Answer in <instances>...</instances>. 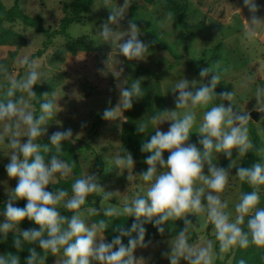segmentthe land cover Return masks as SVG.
<instances>
[{
  "label": "clouds",
  "instance_id": "clouds-1",
  "mask_svg": "<svg viewBox=\"0 0 264 264\" xmlns=\"http://www.w3.org/2000/svg\"><path fill=\"white\" fill-rule=\"evenodd\" d=\"M125 2V0H124ZM250 16L245 31L247 39L257 35V23L264 21L256 13L260 5L256 0H241ZM123 6L109 12L107 21L99 25L98 35L106 42L116 40L118 52L128 60H142L146 57L148 44L138 37L140 33L137 24L129 20L124 31H116L112 25L118 24L124 11ZM126 39L121 40L122 37ZM119 41V43H118ZM20 65L27 71L23 78L11 79L8 87L0 93V120L6 121L0 138L4 139L10 148L8 162L4 165L9 178H16V184L0 210V237L5 239L9 232L13 233L12 247L22 248V241L35 243V247L27 248V255L23 264H42L37 248L47 249L50 253L62 250L63 259L60 264H148L146 257L134 256V249L147 248L150 240H145L147 229L145 224L151 223L157 233L165 232V222L168 220H183L184 227L178 230L170 241L169 250L162 253L168 259V264H214L213 241L207 240L203 245L189 243L187 226L192 222L186 214H203L215 230L220 252L233 247L247 248L250 244L264 246V207H259L260 194L258 186L264 184V162L252 163L248 167H237L235 174L241 181L254 186L251 191L241 192L238 202L234 205L235 217L230 219V213L225 209L227 201L218 195L225 188L229 169L214 163L212 153H223L225 158L232 157V150L245 155L253 147L248 137L246 122L247 112L236 111L232 104L216 103L203 112L202 122L198 127L197 144L185 143L189 139L196 115L192 111H185L182 116L173 110H160L136 125V131L144 133L150 125H154V133L141 143L140 151L147 152L144 162L146 170L140 173L143 181L149 182L144 190L133 193L131 199L125 197L122 214L133 217L127 227L118 224L112 228L116 235L110 240L103 239L105 229L109 227V220L103 217L118 215L112 208L94 209L101 214L100 219L86 222L79 211L65 216L57 207L65 210L80 209L88 194L102 189L95 173H87L76 178L69 189L57 186L52 190L46 188L52 184L56 174L60 177L73 172V164L59 155L61 142L70 141L73 136L71 128L57 129L48 135V144H42L40 138L47 132L46 120L53 116L56 100L44 99L40 102V114L34 116L29 111V100L34 97V84L40 83L42 76L37 71L36 63L24 56L19 60ZM7 69L0 65V73ZM123 71V68L120 69ZM116 75L120 74L115 71ZM114 75V74H113ZM202 82L193 87L194 80L180 78L176 81L172 91L176 93L175 108L188 105H206L217 98L232 97V91L215 92L221 76L208 66L201 67L198 73ZM208 77L207 82H204ZM18 91L27 93V97L18 96ZM46 95V94H43ZM141 82L133 79L127 87L119 89V101L116 107H105L101 118L114 120L113 109L122 110L132 107L133 101L142 97ZM256 100L264 97V87H257L254 93ZM58 106V105H57ZM258 110L264 111V104ZM57 113V112H56ZM55 113V115H56ZM162 113H169L165 119ZM171 121L166 131L157 127L163 121ZM83 127V123L81 124ZM26 129L21 134V130ZM21 137L26 139L21 141ZM54 149V154L45 160L44 154ZM167 151L166 159L162 153ZM259 151V150H258ZM126 155L117 153L113 156L116 165H132L133 157L124 149ZM206 169V173L204 171ZM113 191H105L102 199L107 200ZM23 199V206L14 201ZM31 220L36 228H20L18 235L15 229L23 219ZM206 226V225H204ZM134 234V235H133ZM122 238H127L126 243ZM0 264H21L19 255L8 252L0 254ZM236 264H246L241 258Z\"/></svg>",
  "mask_w": 264,
  "mask_h": 264
},
{
  "label": "rangeland",
  "instance_id": "rangeland-1",
  "mask_svg": "<svg viewBox=\"0 0 264 264\" xmlns=\"http://www.w3.org/2000/svg\"><path fill=\"white\" fill-rule=\"evenodd\" d=\"M6 7L13 5L15 0H1ZM71 0H17L19 7L29 15H39L42 25L48 30L55 29L63 16L62 4ZM186 5L185 19L193 26L190 36L186 41V47L182 44V28L176 17L166 5L164 0H93L87 11L82 13L78 22L72 23L66 30V35H57L51 39L50 44L40 57L32 60L37 65V71L42 79L38 85L42 89L44 99L56 100L53 116L46 120L47 132L41 137L49 135L57 129L71 128L73 136L70 141L61 143V151L72 145L73 152L78 159L81 176L95 173L102 189L94 191L96 194H104L105 191H113L111 197L116 203L101 201L100 209L112 208L116 213H122V205L125 197L131 199L133 193L148 187L149 182L143 181L139 176L147 165L144 160L134 161L132 165H116L113 156L119 153L120 128L125 120L124 110L114 108V120L102 121L95 127L92 126L93 117L101 113L105 107L118 105L119 89L127 87L125 73L129 66L127 61L147 68L155 73L159 80L167 110H173L182 116L185 111H192L196 120L189 130V139L185 143L197 144L198 127L202 122L203 112L216 103H223L222 98H217L206 105H188L175 108L176 93L173 90L176 81L185 78L193 81V87L199 86L202 79L194 74L186 64L190 59L200 67L208 66L220 73L221 79L214 89L215 92L232 91V97L228 98L241 111L258 110L264 104V98L256 100L254 93L259 87L258 80L264 79V21L257 23V35L247 39L245 31L248 28L249 12L242 5L241 0H179ZM260 5L256 13L257 17L264 20V0H256ZM123 6L124 11L118 24L112 25L116 31H124L129 20H133L140 33L138 37L148 44L147 55L142 60H128L117 50L116 40L106 42L98 35L99 25L107 21L109 12ZM3 27L12 29L16 35L9 37L4 43H0V65L7 69L0 73V93L8 87L11 79L23 78L27 69L20 65L19 60L24 56H30L41 47L44 39L42 32H37L22 22H1ZM144 25V26H143ZM145 27L153 30L157 38L167 44L173 55L163 49L151 46L150 38L146 35ZM126 39L122 37L121 40ZM80 41L89 45V50H83ZM119 43V41H118ZM76 49L72 54L70 49ZM123 68V71L120 69ZM115 71L120 74L115 76ZM114 74V75H113ZM141 79H148L142 74ZM204 82L208 77L203 78ZM34 92V89L32 87ZM18 96L27 97L24 91H18ZM29 100V111H33L34 97ZM38 112V115L40 114ZM260 111V110H258ZM57 112V113H56ZM56 113V115H55ZM169 113H164L167 119ZM262 142H264V114L256 120L251 119ZM6 121L0 120V132L4 129ZM83 123V127L81 124ZM171 121H163L157 127L166 131ZM155 127V126H154ZM26 129L21 130V134ZM250 139V134L248 132ZM26 139L21 137V141ZM86 144L89 147H86ZM259 150V151H258ZM6 141L0 138V198L9 195L16 184V178H9L4 165L8 162L10 153ZM54 151V150H53ZM248 152V151H247ZM237 154L232 150V157L225 158L223 153H212L214 163L221 166L225 160H229L232 168L229 169L228 182L222 192L218 193L223 201H227L225 209L230 213V219H234L236 213L234 205L239 200L241 180L235 174L237 167L246 166V156ZM168 153V152H167ZM51 152L44 154L45 160L51 156ZM258 156H264V145L257 149ZM264 162V161H258ZM206 173V169H204ZM73 174L60 177L56 174L52 182L59 179L71 183ZM260 201L258 206L264 207V184L258 186ZM86 202V199H85ZM80 206L81 217L86 222H92L88 215V207ZM60 210H65L59 205ZM3 208L0 206V210ZM186 217H194L196 222L188 225L186 233L193 245H203L207 240L213 241L214 251L218 264H233L234 253L237 247L220 252L218 241L215 239V230L203 214H186ZM0 219H3L0 216ZM27 218L20 221L15 233H19V227L25 228ZM206 225V226H204ZM36 228V226L34 227ZM195 237L192 238V234ZM98 235H103L98 233ZM174 237L149 239L151 242L147 248L134 249V256L146 257L148 264H168V259L162 253L169 250L168 241ZM103 239L106 238L103 236ZM147 241V240H146ZM0 254L1 251H0ZM251 264H264V259H259L252 249L245 255ZM63 252L54 254L49 264H60ZM95 264V262H93ZM180 264H186L181 260Z\"/></svg>",
  "mask_w": 264,
  "mask_h": 264
},
{
  "label": "trees",
  "instance_id": "trees-1",
  "mask_svg": "<svg viewBox=\"0 0 264 264\" xmlns=\"http://www.w3.org/2000/svg\"><path fill=\"white\" fill-rule=\"evenodd\" d=\"M93 0H71L69 3H63L62 4V11L63 16L60 18L58 25L55 29L48 30L44 28L42 25V19L39 15L32 16L24 12L18 5L17 0L14 1L13 5L10 7H6L2 1L0 0V24L1 22H14L16 20L22 22L24 25L31 27L37 32H42L44 34V39L42 41L41 47L36 49L29 57L31 59L40 57L41 54L44 52V50L47 48V46L50 44L51 39L54 36L57 35H66L67 28L74 22H78L81 19L82 13L88 10L91 2ZM166 5L169 7V9L172 11L174 16L176 17V20L178 24L181 26L183 32H182V44L183 47H186V41L188 37L190 36L191 29L193 26L189 24L185 19V12H186V5L181 3L179 0H164ZM144 26V25H143ZM146 35L149 36L151 46L156 47L158 49H163L168 51L170 54L173 55L170 47L160 41L152 29L145 27ZM16 33L8 28L3 27L0 25V43H4L7 38L14 37ZM80 44L82 45L83 50H89V45L85 43L84 41H80ZM72 54L76 53L75 48L70 49ZM127 64L129 66V71L125 73V78L127 81V84H130L133 79H138L141 82V88L143 92L142 97L136 98L133 103L132 107L129 109L124 110V116L125 120L123 121L121 128H120V146H119V153L126 155L124 152V149H126L128 152L131 153L133 160L140 161L144 160V158L149 155L147 152H141L140 151V145L142 142L146 141L148 137L154 133V125H150L144 133H139L136 131V125L139 124L143 120H147L148 117L154 113L160 112V110H165L166 105L164 102V97L160 88L159 80L156 78L155 73L151 72L147 68L140 67L137 64H134L130 61H127ZM186 64L189 67V69L196 75L199 73V69L201 68L199 65L194 63L192 60L187 59ZM144 74L148 79L140 78L141 75ZM199 76V75H198ZM259 87H264V79L258 80ZM34 89V101L33 106L34 109L32 111L33 115H38V112L40 110V102L44 100L43 98V91L41 87L38 84L33 85ZM264 98V97H263ZM162 113L161 115H163ZM102 121L101 113H97L92 120V126H97ZM246 126L248 129V132L250 134V140L252 142L253 147L249 149L246 156V166H250L252 163H256L258 161H264V156H258L257 155V149L259 146H263L264 142L261 141L257 130L250 119L247 120ZM40 143L42 144H48V135L44 137L37 138ZM65 141H62L63 143ZM68 147L63 149L59 155H61V158H64L65 160L71 162L73 164V177L71 180V183L74 179L80 177V166L78 159L76 158L72 145L68 143ZM86 147H89L88 144H86ZM54 149L49 146V151L51 152L52 156L54 154ZM163 157L166 159L168 153L167 151L162 153ZM229 163V160H225L222 163V167L227 168ZM68 181L59 179L56 182H52V184H49L46 186L49 190L54 189L57 186L65 187L69 189L70 193V185ZM254 186H250L246 181L240 182V193L245 191H251ZM102 194H96V193H90L86 197V202L83 206L88 207V215L91 219V221H96L101 217V214L99 212H95L94 214H89L90 211L94 209H100L99 203L101 201L109 202V203H116L115 199L110 197L107 200L102 199ZM8 198V195H3L0 198V206L3 208L4 203L6 199ZM15 204L18 206H23L25 201L23 199L14 201ZM60 210V209H59ZM74 210H60L61 214H64L65 216L71 215ZM115 217H103L106 220H109V227L105 229L104 237L106 240H110L112 236L116 235L115 232L112 231V228L116 227L118 224L123 225L127 227L130 225L133 221V217L128 216L126 214L117 213ZM189 220L192 222H196V219L194 217H189ZM165 232L164 233H157L155 228L152 226L151 223H147L144 225V227L147 229V232L145 234V240L149 239H157V238H169L174 237L176 232L180 230L182 227H184L183 220L177 219L175 221L168 220L165 222ZM38 227V225H35L32 221L28 222V226L26 225L25 228H34ZM18 235V233H16ZM134 235V234H133ZM195 237V233L192 234V238ZM12 239H13V233L9 232L8 237L5 239L4 237H0V251L2 254L7 255L8 252H13L20 256L21 258V264H23L24 257L27 255V248L30 246L35 247V243L33 245L30 244V242L22 241V248L21 249H15L12 247ZM127 238H122V242L126 243ZM189 238V242H190ZM249 249H252L253 252L259 256V259H264V246H257L254 244H250L247 248L241 249L236 248L233 258V264H236L238 259L243 258L246 261V264H251L252 262L249 259H246L245 255L249 251ZM38 253L40 254V259L42 264H49L51 257L56 253H50L47 249H41L37 248ZM62 251V250H61ZM59 251V252H61ZM57 252V253H59ZM219 260L216 257L215 263L218 264ZM264 262V260L262 261Z\"/></svg>",
  "mask_w": 264,
  "mask_h": 264
},
{
  "label": "water",
  "instance_id": "water-1",
  "mask_svg": "<svg viewBox=\"0 0 264 264\" xmlns=\"http://www.w3.org/2000/svg\"><path fill=\"white\" fill-rule=\"evenodd\" d=\"M206 82H207V81H206ZM222 101H223V103L226 104V105L229 104V103H231L232 106H233V108H234L236 111H238V112H247V111H241V110H240L236 105H234L229 99H228V101H226V100L224 101V98H222ZM247 114H248L249 118L256 120V119H258V118L260 117V115L264 114V111H262V110L258 111V110H256V109H252V110L248 111Z\"/></svg>",
  "mask_w": 264,
  "mask_h": 264
}]
</instances>
